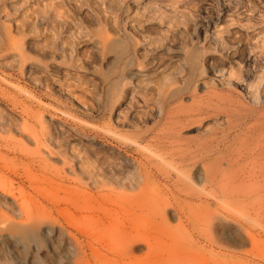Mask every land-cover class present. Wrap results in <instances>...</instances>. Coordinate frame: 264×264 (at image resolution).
I'll return each mask as SVG.
<instances>
[{"label": "rangeland", "instance_id": "1", "mask_svg": "<svg viewBox=\"0 0 264 264\" xmlns=\"http://www.w3.org/2000/svg\"><path fill=\"white\" fill-rule=\"evenodd\" d=\"M254 92L264 95V0H0V119L15 124L0 125V264H128L131 246L143 264L166 251L186 264H264V191L249 211L211 196L224 169L264 170L221 161L259 149ZM26 106L47 120L42 148L55 157L43 171L21 160L37 150L18 143ZM65 160L110 170L112 184L139 176L142 191L119 190L131 208L105 211Z\"/></svg>", "mask_w": 264, "mask_h": 264}, {"label": "bare ground", "instance_id": "2", "mask_svg": "<svg viewBox=\"0 0 264 264\" xmlns=\"http://www.w3.org/2000/svg\"><path fill=\"white\" fill-rule=\"evenodd\" d=\"M126 47V46H125ZM126 49V48H125ZM225 61V60H224ZM222 62V61H221ZM225 63V62H224ZM223 63V64H224ZM228 63V62H227ZM226 63V64H227ZM235 64V63H234ZM231 68H227V69H224V71L223 72H226V73H224V75L222 74V75H218L221 79H224L223 77H226L227 75L228 76H230V74L231 75H233L234 76V74H235V68H233L232 66H233V64H231V65H229ZM215 70V69H214ZM221 70V69H220ZM219 71V70H218ZM205 72V71H204ZM215 74H217L216 73V71L214 72ZM229 73V74H228ZM237 73V72H236ZM226 75V76H225ZM206 76H209V75H207L206 74ZM211 76V75H210ZM216 76V75H215ZM205 77V76H204ZM206 78V77H205ZM217 78V77H216ZM227 78V77H226ZM232 78V77H231ZM242 78V77H241ZM221 81V80H220ZM242 83H238L239 84V86L240 87H242V89L243 90H246V91H249V88H248V86H247V84L245 83L246 82V80L244 81L243 79H242ZM240 82V81H239ZM223 83V82H222ZM229 83H232L231 81L229 82ZM233 84V83H232ZM253 85L252 84H250V86L249 87H252ZM257 91V90H256ZM251 93H252V91H250ZM258 92V91H257ZM255 93V94H252V96H253V99H254V101H256L257 103H262L263 101H264V95H262V93L261 94H259V93ZM250 93V94H251ZM210 94H211V92H210ZM234 94V93H233ZM214 95V94H213ZM235 95V94H234ZM237 97V96H236ZM235 97V98H236ZM238 97H239V95H238ZM250 97H251V95H250ZM234 98V97H233ZM240 98V97H239ZM252 98V97H251ZM228 99V98H227ZM229 99H231V97H229ZM210 102V101H209ZM33 105V104H32ZM255 105H256V103H255ZM259 105V104H258ZM264 105V104H263ZM29 106V105H28ZM214 107V106H213ZM23 108H25V107H23ZM22 108V109H23ZM33 107H27L26 106V109H24V111L23 112H25L24 114H25V116L23 117V125H22V131L20 130V132H22L21 134H23V139L21 138L20 140V142H18V143H20V148L21 149H24L25 150V148L27 149L29 146H28V144H31V143H34V144H37V150L35 151V153H34V155H33V157L31 158V157H28V156H24L21 160L23 161L22 163H26L27 165L29 164L30 166L31 165H33V166H35V167H37L38 168V170H40V171H43L45 168H46V165H47V157L48 156H51V157H55V156H53V153L54 152H52V151H49L48 153H46L45 152V149H43L42 148V146L45 144L44 142H45V139H44V137H45V134H46V131H47V120L44 118V115H43V111H41L40 110V108H39V110L37 109V111H35L34 109H32ZM260 108V107H259ZM117 110H118V108H117ZM207 110H208V108H207ZM207 110H206V112H207ZM13 111V110H12ZM209 111V110H208ZM252 112H255V111H252ZM117 113V112H116ZM254 114V113H253ZM251 115V114H250ZM211 116V115H210ZM213 116V115H212ZM252 117V116H251ZM258 117V116H257ZM264 117V116H263ZM204 118V117H203ZM217 118V117H216ZM220 118V117H219ZM258 118H262L261 117V115L258 117ZM218 119V118H217ZM257 119V118H256ZM259 119V120H260ZM258 120V121H259ZM217 121V120H216ZM260 124H261V126H262V132H261V134H260V137H259V145H258V147H259V149L256 151V153H253V154H248V155H244V154H241V156L240 157H229V155L227 156V155H223V157H222V160L221 161H225V163H228V165L229 166H231V167H234L235 166V164H237V163H239L240 161H242L241 160V158H244V159H247V158H251L252 160H256V162L257 161H261L262 162V164H260L261 166L262 165H264V119H261L260 121ZM13 124V123H12ZM0 125H2V128H3V126H4V130H8V131H12L13 132V126L15 125H11V123H4V121L3 120H1L0 119ZM17 125V124H16ZM17 127V126H16ZM237 128V127H236ZM15 129V128H14ZM21 129V128H20ZM14 136V135H13ZM239 136V135H238ZM237 136V137H238ZM47 137V136H46ZM45 137V138H46ZM224 137V138H223ZM222 138H223V140H226V137H228L227 136V134H225L224 136H223ZM236 137V136H235ZM14 138V137H13ZM87 139H88V137H87ZM11 140V139H10ZM90 140V139H89ZM222 140V141H223ZM2 141V140H1ZM89 142V141H88ZM2 143H6V146H7V142L5 141V142H2ZM9 143V142H8ZM10 144V143H9ZM13 144V143H12ZM15 144V143H14ZM13 144V145H14ZM1 145H4V144H0V147H1ZM90 145V144H89ZM47 150H49V149H47ZM30 151V150H29ZM254 151V150H253ZM33 152V151H32ZM29 153V152H28ZM47 155V156H46ZM231 156V155H230ZM234 156V155H233ZM88 158V157H87ZM80 160H81V158H80ZM79 160V161H80ZM83 160V159H82ZM128 160H129V158H128ZM66 161V160H65ZM68 161V160H67ZM65 162V163H69V164H71L70 165V167H69V172H71V173H73L74 175H76L77 177H76V179H78V180H74L75 181V183H85L86 185H87V183L86 182H84V180H83V177H85V176H87L89 179H90V181L91 182H88V184L90 185V186H93V188L95 187V188H97V190L98 191H96V193H94V196L96 197V198H98V200H99V202H98V205H99V208H102V209H106V210H109L110 211V209H115V207L117 206V207H120V208H122V209H124V211L125 210H128L129 211V209L131 208V206H129V205H126V204H119V203H117L116 202V200H115V197H118L117 196V194H119L120 192H122V191H119V190H122V189H131V190H136V189H138V194H140V192L142 191V187H140V182L142 181V178H140L139 176L137 177H135L134 179H131L129 182H126V181H124L123 179H120L119 181H117V183L116 184H112L111 182V180H110V176H112V174L110 173V170H107L106 168H104V167H97V166H95L90 160V162H88V163H86L85 161H80V162H78V160H77V162H73V163H71L72 161L71 160H69V162ZM25 164V165H26ZM68 164V165H69ZM259 164V163H258ZM245 165V164H244ZM242 166V165H241ZM120 167V166H119ZM118 167V168H119ZM246 167V166H245ZM118 168H116V169H114L115 170V172H114V175H115V177L117 178V175H116V171H118ZM226 168V167H225ZM240 168V167H239ZM238 168V169H239ZM264 168V167H263ZM224 169V168H223ZM229 169H230V167H229ZM248 169V168H247ZM251 169H253V168H251ZM112 171V170H111ZM225 173H224V175H223V177H221V178H223V180L218 184V187H219V190L218 189H216V187H215V190H217V191H212V193H211V196L213 195L214 196V198H216L217 200L219 199V200H221V201H224L225 203H227V205H228V207L229 208H231V209H233V210H237V209H242V210H247V211H249V210H251V209H254L255 208V204L251 201V197L252 196H254V195H256V194H258V193H260L261 191H264V170L262 171H260V172H258L256 169H255V171L253 172H251L250 171V174L248 175V178H243L240 174L241 173H243L244 174V172H241V171H239V174H238V171L236 172V171H232L233 173H231L232 175H231V177H230V175H229V172L226 170V169H224L223 170ZM227 171V172H226ZM229 171H231V170H229ZM241 172V173H240ZM222 173V172H221ZM223 174V173H222ZM222 174H221V176H222ZM245 175V174H244ZM247 175V174H246ZM35 176V175H34ZM36 176H37V179H35V180H37L38 181V186H40L39 184L42 182V176H39L38 174H36ZM230 177V178H229ZM36 178V177H35ZM255 179L256 181L255 182H247V180L248 179ZM252 179V180H253ZM221 180V179H220ZM214 181V180H213ZM212 181V182H213ZM216 183V182H215ZM88 185V186H89ZM37 188V187H36ZM39 188V187H38ZM41 188V187H40ZM72 189H79V188H77V187H72ZM240 189H242V190H240ZM41 190V189H40ZM244 190V191H243ZM73 191V190H72ZM87 191V190H86ZM204 191H206V190H204ZM69 192V191H68ZM75 192H79V191H75ZM81 193V192H80ZM83 193V192H82ZM2 194V193H1ZM116 194V195H115ZM122 194V193H121ZM124 194V193H123ZM1 196V195H0ZM123 197V196H122ZM3 198H5V197H3ZM102 199H103V201H106V203L105 202H103L102 201ZM107 199L108 200H111V201H107ZM6 202L8 203V201H7V199H6ZM107 202H109V203H107ZM119 202V201H118ZM125 203V202H124ZM137 204V203H136ZM211 204H213V203H211ZM211 204H210V206H211ZM7 205V204H6ZM10 205V204H9ZM138 205V204H137ZM226 205V206H227ZM135 207V206H134ZM96 208H98V206L96 207ZM87 209H89V208H87ZM86 209V210H87ZM105 210V211H106ZM132 210V209H131ZM136 210V209H135ZM217 210V209H216ZM258 210H260L261 212L262 211H264V203L263 204H260V206H258ZM212 213V214H211ZM211 215L210 216H207V214L206 215H203V216H206L205 218L203 217V216H201V217H203L204 219V223L206 224V225H210L212 222H213V220L214 219H216V214L215 213H213L212 211H211ZM217 213V212H216ZM127 214H129V213H127ZM201 214V213H200ZM204 214V213H203ZM33 215V214H32ZM202 215V214H201ZM218 216H220L219 215V213H218ZM77 218V217H76ZM129 218H130V216H129ZM219 218V217H218ZM78 220H79V218H77ZM73 220L74 221H76V219H74L73 218ZM82 221V220H81ZM202 221V220H201ZM77 222V221H76ZM74 223V222H73ZM214 223V222H213ZM79 225V224H78ZM212 225V224H211ZM242 226V225H241ZM91 229V228H90ZM122 230H126L125 228L124 229H122ZM93 232V231H92ZM128 233H129V231H127ZM127 232L125 233V234H127ZM131 232V231H130ZM97 233V232H96ZM124 233V232H123ZM86 234V233H85ZM132 234V233H131ZM130 234V235H131ZM211 234V233H210ZM248 234H250L251 236H253V234L251 233V231H249L248 232ZM97 235V234H96ZM129 235V234H128ZM129 235V237L131 238V236ZM88 236V235H87ZM250 236V237H251ZM214 237V236H213ZM213 237H212V239H213ZM88 238V237H87ZM94 238V237H93ZM133 239H134V237H132ZM131 238V239H132ZM169 238H171V237H169ZM252 238V237H251ZM127 239V238H126ZM158 239V238H157ZM172 239V238H171ZM254 239H255V237H254ZM254 239H252V240H254ZM159 240V239H158ZM160 240H162V239H160ZM214 241H215V238L213 239ZM87 241H89V243H92V241L90 242V240H88L87 239ZM136 241V240H135ZM164 242H167V241H164ZM254 242V241H253ZM89 245H91V244H89ZM111 245V244H110ZM154 245V244H153ZM92 246V248H93V250H91V252H93V251H95L94 250V246L93 245H91ZM109 246V245H108ZM128 246V245H127ZM156 246H158L157 244H156ZM156 246H154V248L156 249H154L155 251H157V249L158 248H161V246L160 247H157L156 248ZM105 247V246H104ZM132 247L133 246H131V248H129V250L127 249V251H121L120 252V254H119V252H118V254L116 253V251H115V249H112L111 251L113 252L112 253V255H114V256H121V258L122 259H124L125 260V262H127L128 264H143V259H136L134 256H136V255H134L135 253H133L132 251H134V250H132ZM98 248V247H97ZM151 248H152V244H151ZM165 248V247H164ZM163 247L161 248V249H164ZM169 248V247H168ZM167 248V249H168ZM175 249V248H174ZM179 249V248H178ZM102 250V249H101ZM153 250V251H154ZM103 251V250H102ZM152 251V249H151V251H149V252H147V256L148 255H153L154 254V252ZM160 251V250H159ZM158 251V252H159ZM180 251V250H179ZM99 252V251H98ZM97 252V253H98ZM106 252V251H105ZM162 252V251H161ZM177 252V251H176ZM95 253H96V251H95ZM94 253V254H95ZM100 253V252H99ZM98 253V256L99 255H101L102 257L104 256L105 258H106V256H107V253L105 254V253H100L99 254ZM164 254H168V255H172V253L170 254V252L169 251H166V252H164L162 255H163V257H164V259L163 260H161V261H163V264H170V262H174V261H176L177 262V258H180L181 256H179V257H177L176 258V260H175V258L174 257H172V258H174V260H169L168 259V257L167 258H165L166 256L164 255ZM174 255H175V252L173 253ZM252 254V253H251ZM97 255V254H96ZM95 255V256H96ZM181 255V254H180ZM248 255V254H247ZM250 255V254H249ZM262 255V254H261ZM109 256V255H108ZM107 256V259L108 260H112V259H110L109 257ZM175 256H177V255H175ZM264 256V255H263ZM111 257V256H110ZM115 257V259H117ZM105 258H103V259H105ZM120 258V257H119ZM189 258V257H188ZM198 258V257H197ZM200 258V257H199ZM102 259V260H103ZM181 259V258H180ZM203 258H201V260H202ZM99 260V259H98ZM101 260V259H100ZM119 260V259H118ZM182 260H184V258L182 257V259H181V261ZM199 260V259H198ZM204 260V259H203ZM104 261V260H103ZM106 261V260H105ZM170 261V262H169ZM179 261V260H178ZM180 261V262H181ZM188 261V260H187ZM109 262V261H108ZM107 261H106V264L108 263ZM183 262V264H186L185 263V261H182ZM175 263V262H174ZM173 263V264H174ZM179 264V263H178ZM181 264V263H180ZM188 264H190V263H188ZM192 264V263H191Z\"/></svg>", "mask_w": 264, "mask_h": 264}]
</instances>
